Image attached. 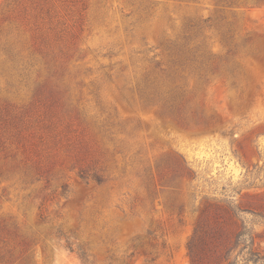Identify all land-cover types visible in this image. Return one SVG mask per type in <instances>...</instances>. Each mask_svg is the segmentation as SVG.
Returning <instances> with one entry per match:
<instances>
[{
  "label": "rangeland",
  "instance_id": "obj_1",
  "mask_svg": "<svg viewBox=\"0 0 264 264\" xmlns=\"http://www.w3.org/2000/svg\"><path fill=\"white\" fill-rule=\"evenodd\" d=\"M264 264V0H0V264Z\"/></svg>",
  "mask_w": 264,
  "mask_h": 264
},
{
  "label": "trees",
  "instance_id": "obj_2",
  "mask_svg": "<svg viewBox=\"0 0 264 264\" xmlns=\"http://www.w3.org/2000/svg\"><path fill=\"white\" fill-rule=\"evenodd\" d=\"M199 231H195L194 235L191 237L189 241V253L192 258V263L191 264H197L198 261L200 260V253L198 252L197 248V239H198Z\"/></svg>",
  "mask_w": 264,
  "mask_h": 264
}]
</instances>
